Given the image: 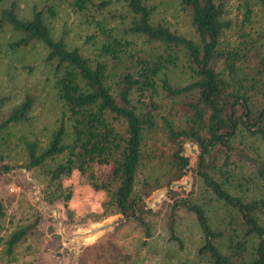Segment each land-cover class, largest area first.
I'll return each mask as SVG.
<instances>
[{
	"label": "trees",
	"instance_id": "trees-1",
	"mask_svg": "<svg viewBox=\"0 0 264 264\" xmlns=\"http://www.w3.org/2000/svg\"><path fill=\"white\" fill-rule=\"evenodd\" d=\"M0 1V27L14 34L6 44L38 46L60 102L42 137L22 129L31 93L0 107V176L37 172L40 200L66 204L62 181L76 170L106 192L100 216L119 214L111 231L130 224L139 246L158 222L167 248L181 249L189 221L198 235L189 264H264V0H237L238 18L228 0H43L27 16L16 0ZM58 5L91 27L81 44L68 41L65 23L54 31ZM159 5L181 11L189 31ZM6 213L0 198V264H16L40 217L17 223ZM114 236L79 244L77 264H129L137 249Z\"/></svg>",
	"mask_w": 264,
	"mask_h": 264
},
{
	"label": "rangeland",
	"instance_id": "rangeland-1",
	"mask_svg": "<svg viewBox=\"0 0 264 264\" xmlns=\"http://www.w3.org/2000/svg\"><path fill=\"white\" fill-rule=\"evenodd\" d=\"M156 1L160 2V0ZM42 2L43 0H16L18 14L27 16L33 4L40 5ZM236 4L237 0L227 2L228 16L231 18L240 17ZM61 5H58L52 20L54 31H58L62 23H65L68 29V41L81 44L83 35L90 32L91 27ZM159 8L161 9L159 13L179 31H189L188 23L181 11L171 5L167 7L159 5ZM13 37L14 34L8 28L0 27V98L2 99L0 107L6 110L17 102L24 92L31 93L34 97L32 118L22 129L42 137L54 125L60 112V102L48 77V65L41 61L42 55L38 46L12 50L6 42ZM89 48L87 45L86 49ZM178 75L179 73L174 77ZM187 146L195 155L190 146ZM96 172L101 174L105 170L98 168ZM188 174V172L185 174V180L182 182L184 185L181 184L183 187L189 183ZM38 177L40 176L37 172L30 174L24 167H20L15 174L0 176V198L5 204L6 215H13L17 223L29 222L34 215L40 217L32 232L17 245L14 253L16 264H77L75 256L78 245L91 243L105 232H110L112 237L115 235L116 242L123 243L131 252L137 249V254L132 256L129 264L190 263L198 242L197 229L193 223L185 221L182 224L180 235L184 246L181 249L167 248L164 232L158 222L147 244L139 246L141 234L130 224L111 231L110 227L116 222L119 214L100 216L101 202L107 196L106 192L92 188L84 176L76 170L62 181L64 190L70 192L66 204L60 199L50 204L41 201L42 184ZM165 188H157L149 194L145 198L146 201H150L147 202V206L157 205L164 195ZM155 201L157 203L154 204ZM107 223L111 224L102 229H94Z\"/></svg>",
	"mask_w": 264,
	"mask_h": 264
},
{
	"label": "water",
	"instance_id": "water-1",
	"mask_svg": "<svg viewBox=\"0 0 264 264\" xmlns=\"http://www.w3.org/2000/svg\"><path fill=\"white\" fill-rule=\"evenodd\" d=\"M187 145H189L190 146V148H191V150L193 151V152H195L194 151V149H193V147H192V145L188 142L187 143ZM185 174H187V172H185ZM186 181H187V179H186ZM178 184V182H171L170 183V186H176ZM182 185H184V184H182ZM166 190H167V188H165V190H164V193L166 192ZM155 203H157V201H155L154 202V204ZM113 223V222H112ZM111 223H107V224H102V225H99V226H97L96 228H94V229H102V228H105V227H107L108 225H110ZM92 233V232H91ZM86 237H87V235H86ZM88 238V237H87Z\"/></svg>",
	"mask_w": 264,
	"mask_h": 264
}]
</instances>
